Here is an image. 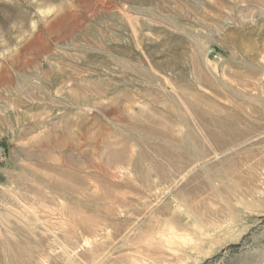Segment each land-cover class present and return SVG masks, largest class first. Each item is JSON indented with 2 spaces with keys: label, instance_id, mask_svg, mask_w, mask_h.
Here are the masks:
<instances>
[{
  "label": "rangeland",
  "instance_id": "rangeland-1",
  "mask_svg": "<svg viewBox=\"0 0 264 264\" xmlns=\"http://www.w3.org/2000/svg\"><path fill=\"white\" fill-rule=\"evenodd\" d=\"M0 264H264V0H0Z\"/></svg>",
  "mask_w": 264,
  "mask_h": 264
},
{
  "label": "built area",
  "instance_id": "built-area-1",
  "mask_svg": "<svg viewBox=\"0 0 264 264\" xmlns=\"http://www.w3.org/2000/svg\"><path fill=\"white\" fill-rule=\"evenodd\" d=\"M5 151L3 149L2 146H0V162L2 161L3 157H4Z\"/></svg>",
  "mask_w": 264,
  "mask_h": 264
}]
</instances>
